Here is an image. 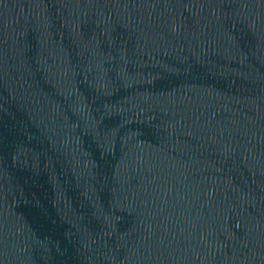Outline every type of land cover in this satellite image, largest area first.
I'll return each mask as SVG.
<instances>
[{"label": "water", "instance_id": "obj_1", "mask_svg": "<svg viewBox=\"0 0 264 264\" xmlns=\"http://www.w3.org/2000/svg\"><path fill=\"white\" fill-rule=\"evenodd\" d=\"M0 264H264V0H0Z\"/></svg>", "mask_w": 264, "mask_h": 264}]
</instances>
